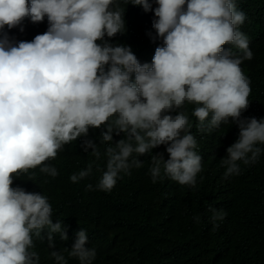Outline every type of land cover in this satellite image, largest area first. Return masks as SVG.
<instances>
[{
  "label": "clouds",
  "instance_id": "9594fccd",
  "mask_svg": "<svg viewBox=\"0 0 264 264\" xmlns=\"http://www.w3.org/2000/svg\"><path fill=\"white\" fill-rule=\"evenodd\" d=\"M242 10V0H0V264H40V241L55 264L96 259L86 230L68 232L48 196L12 186L37 167L58 176L47 162L67 144L69 163L92 161L71 182L106 164L89 191L111 192L146 162L152 183L194 193L205 148L224 181L261 161L264 118L242 116L251 81L241 65L253 59ZM233 123L237 139L219 133ZM211 211L219 227L227 213Z\"/></svg>",
  "mask_w": 264,
  "mask_h": 264
},
{
  "label": "trees",
  "instance_id": "16d2710c",
  "mask_svg": "<svg viewBox=\"0 0 264 264\" xmlns=\"http://www.w3.org/2000/svg\"><path fill=\"white\" fill-rule=\"evenodd\" d=\"M242 1L248 8L242 11L249 14V20H245L240 30L248 36L253 52V59L241 65L251 81L250 106L242 116L247 113L261 119L264 118V0ZM149 12L154 19V11ZM39 24L28 23L25 29L37 28ZM8 32L7 26L0 29V35ZM13 32L18 36L24 34L20 29ZM131 39L127 36L117 44L124 45ZM193 106L187 105L189 109ZM219 129L226 137L238 138L239 129L234 123L222 124ZM199 139L206 147L205 138ZM69 145L64 146L56 159L47 162L57 168L59 175L55 178L42 173L39 167L20 177L28 192L50 198L56 216L64 220L67 231L75 238L80 229L86 230V247L97 251L93 264H264V153L252 170L247 167V173L241 170L239 175L224 181L225 167L210 158L205 148L204 172L196 178L194 193L176 190L168 184V178L152 183L151 163L146 162L142 168H132L130 175L121 174L111 192H103L86 190V185L95 188L106 164L95 175L77 183L70 181L71 174L85 169L92 161L77 154L69 163V155H64ZM211 210L227 213L223 221H216L219 227L213 226ZM196 217L200 218L199 223ZM34 250L40 254V264H55L47 242L40 241ZM68 264L79 261L70 258Z\"/></svg>",
  "mask_w": 264,
  "mask_h": 264
},
{
  "label": "bare ground",
  "instance_id": "6f19581e",
  "mask_svg": "<svg viewBox=\"0 0 264 264\" xmlns=\"http://www.w3.org/2000/svg\"><path fill=\"white\" fill-rule=\"evenodd\" d=\"M12 186L13 187L20 186V187H23L27 191L26 183L23 181V179L20 176L14 179V183Z\"/></svg>",
  "mask_w": 264,
  "mask_h": 264
},
{
  "label": "rangeland",
  "instance_id": "374dc122",
  "mask_svg": "<svg viewBox=\"0 0 264 264\" xmlns=\"http://www.w3.org/2000/svg\"><path fill=\"white\" fill-rule=\"evenodd\" d=\"M244 117H251V116H249V115H246V114H245V116H244Z\"/></svg>",
  "mask_w": 264,
  "mask_h": 264
}]
</instances>
